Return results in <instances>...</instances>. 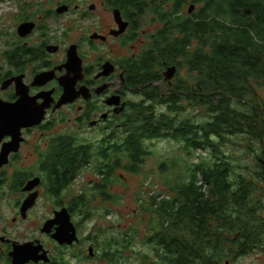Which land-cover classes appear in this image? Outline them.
Wrapping results in <instances>:
<instances>
[{"label":"trees","instance_id":"1","mask_svg":"<svg viewBox=\"0 0 264 264\" xmlns=\"http://www.w3.org/2000/svg\"><path fill=\"white\" fill-rule=\"evenodd\" d=\"M182 1L175 2L176 7ZM195 12L199 19L175 17V57L158 61L175 64L167 67L177 72L172 92L155 97L147 106L130 107L118 122L107 125L110 136L99 148L55 140L74 163L58 167L49 162L47 178L56 172V182L64 188L49 195L58 205L67 203L74 226L95 219L109 226L95 228L90 234L94 238L81 239L82 248L60 247L52 238L56 245L52 264H66L68 257L74 264H132L135 258L139 264H222L263 241V205L253 193L262 196L258 183L264 180V103L256 91L264 82V0H210ZM193 42L197 47L191 52ZM190 82L201 92L188 94ZM178 88L205 111L203 122H186L183 115L175 118ZM158 107L166 112H157ZM234 135L248 138L246 148L251 152L255 146L262 148V156L255 155L256 173L220 151ZM164 138L183 141L185 154L195 153L196 162L184 167L180 156L175 157L185 174L173 178L164 172L171 167L164 160L159 170L166 190L137 196L140 219H133L131 228H115L107 216L112 206L122 204L123 196L114 188L125 184L126 174L138 175L144 159L151 156L150 142ZM61 156L59 149L52 150L51 157L61 160ZM83 168L95 179L70 190L74 173ZM115 219L121 217L115 214Z\"/></svg>","mask_w":264,"mask_h":264},{"label":"flooded vegetation","instance_id":"2","mask_svg":"<svg viewBox=\"0 0 264 264\" xmlns=\"http://www.w3.org/2000/svg\"><path fill=\"white\" fill-rule=\"evenodd\" d=\"M179 1L181 0H0V8L4 7L2 10L9 21L7 25L0 18V99L6 104L21 101L24 105H29L41 98V106L47 107L40 124L20 130L21 145L3 148L11 152L5 157L4 164L0 165V199L16 197L14 219L27 222L36 211L42 210L46 212L41 222L42 227L46 222L51 227L49 232H42V227H38L37 231L27 230L26 240L22 243L34 245L38 251L25 264H52L55 261L52 246L45 243L43 238L51 243L55 242L52 235L60 227L56 220L60 219L57 214L62 210L66 211L71 224L67 234L74 238L71 243H63L60 247L68 245L71 249L82 248L80 230L72 222L74 218L68 211L67 203L58 205L57 199L49 195L52 190L64 188L56 182V172L47 178L46 167L49 162L58 167L61 164L68 167L74 163L71 156L56 145L55 140H71L81 145L93 146L88 140L71 138L66 134L53 136L51 133L54 124L64 125L70 120L63 117L54 123L51 121L52 112L68 108L75 112L84 108L81 113L76 114L75 125L83 126L88 131L99 127L106 130L108 124L113 125L126 115L130 107L139 104L147 106L155 97L163 98L165 92H172L175 69L167 67L175 64H158V61L161 57H175V37H178L175 17L199 19L195 11L201 12L210 0H184L181 6L176 7L175 2ZM189 7L192 8L190 12ZM186 9L187 12H184ZM196 47L193 42L191 48L194 50ZM40 57L46 59L42 58L45 61L38 64ZM54 57L65 59L59 62L52 60ZM67 57H76L71 73L64 67ZM87 57H95V61L85 63ZM107 57H111L110 60ZM2 61L4 64H1ZM29 70L34 77L39 71L49 72L52 79L37 86L33 85L34 81L22 83L24 72ZM51 70H55L54 73ZM168 71L169 74L166 75ZM66 73L72 76L71 79L74 78L73 87L77 94H73V100L64 107L58 102L67 89L60 83ZM99 76L107 86L116 88L115 95L104 103L109 107L117 106L121 99L116 108L104 114L98 105L100 98L96 97L101 91L96 89ZM120 84L122 87H117ZM48 87L51 88L46 90ZM87 90L91 92V96H87ZM53 92H57V97L53 96L51 99L48 95ZM35 130L42 134L39 137L42 146L41 142L36 146L29 143L28 138ZM1 140L2 144H8L13 138L5 135ZM22 146L33 149L36 153L34 162L23 164L25 156ZM3 149L0 148V153ZM56 149L62 154L59 157L61 160L51 157L52 150ZM83 173L84 168L76 170L72 183L68 186L70 190L78 184L82 188L83 183L79 182ZM5 186H8L12 195L5 190ZM64 196L67 199L70 197L69 194ZM25 202L28 206L23 208ZM2 219H7V215L0 213V222ZM3 232L5 231L0 226V264H12L11 254L14 252L15 241L8 239ZM5 233L11 234V238L21 237L20 232ZM43 255L45 259H41Z\"/></svg>","mask_w":264,"mask_h":264},{"label":"rangeland","instance_id":"3","mask_svg":"<svg viewBox=\"0 0 264 264\" xmlns=\"http://www.w3.org/2000/svg\"><path fill=\"white\" fill-rule=\"evenodd\" d=\"M2 9H4L3 6H1L0 8V18L2 19V21L7 22V25H9V21L6 19L5 12ZM190 50L191 52H193V48H190ZM42 58H45V57H40V60H38L39 61L38 64H40L41 61H45V60H42ZM110 58L111 57H107V60H110ZM64 59L65 57H54L52 60H57L59 62H62L64 61ZM93 61H95V57H87V59H85V63L93 62ZM1 64H4V62L2 61ZM54 71L55 70H51V72L53 73ZM40 72L41 71H39L36 77L32 75L30 70L27 72H24L21 82L30 83L31 81H34L39 75L42 74ZM74 72H77V70H75ZM175 72L176 70H174L173 76ZM71 77L67 73L63 76V79L65 80V84H66L65 87H67V89L63 92V95L61 96L59 102L62 101L61 105H65L64 107L68 106L67 105L69 103L68 100L73 98V94H77L74 90V87H73L74 81L71 80ZM97 80L98 82L96 83L97 84L96 89L101 90V91L96 94V97L100 98L99 99L100 102L98 103V105L101 106L102 108L101 111H103L102 113L104 114L116 108L120 104L121 99L119 100L117 106H112V105H110L112 107L107 106L104 102L109 100L112 95H115L114 91L116 88L114 87L111 88L110 86H107L105 81L101 79L100 76L97 77ZM180 86L183 87L182 85ZM117 87H122V86L120 84V85H117ZM50 88L51 87H48L46 90ZM178 90H179L181 97L180 98L178 97L177 99L179 101L178 102L179 107H178V112H177V109L175 110V118L177 119V115H183L182 119H184L186 122H189V121H193L194 123H200L201 121L203 122V120L206 118L205 111L201 107H199L197 103L195 102L191 103L190 100L186 98V96H184L183 90H181L180 88H178ZM197 91L201 92V89H199L198 86L194 88L190 82L188 94L196 93ZM256 91L258 93L259 98L264 103V82L256 87ZM48 96L49 98L53 99V96L57 97V92H53ZM87 96H91V92L89 90H87ZM40 100L41 98H38L34 104L30 102L29 105H25L26 108L24 109V111H20V114L22 115V117H26L31 114H34L35 110L36 112H40V110L43 109V112L46 113L47 107L44 108L43 106H41L43 102H39ZM0 102H1L0 107H2L4 111L12 110L9 107V105L3 102L1 99H0ZM80 107H83V105H81ZM80 109L81 110H77L75 112H73L71 108L55 110V112H52L51 121H53L54 123L59 122V120L63 117L68 118L70 121L64 125L61 123L54 124V130L52 131L51 134L53 136L60 135V134H66L71 138H75V139L81 138V139H84L85 141L88 140L91 143V145L95 148H99L103 146L104 141L108 140L109 135H110L109 133H107V130H104L102 129V127H99V128L91 129L88 131V129L86 128L84 129L83 126L80 127V126L75 125L74 118L76 117V114L81 113L82 109L84 108H80ZM160 111H162L163 113L166 112L164 107H158L157 112L162 113ZM0 114L3 115L2 118H5L6 116L5 113H0ZM170 117H173V113L170 114ZM4 125L5 126L8 125L7 121H5ZM50 125H52L51 122H50ZM36 132L37 130H35L33 134L28 138L31 146H36L38 145L39 142H41L39 137H41L42 134L36 133ZM69 132H72V133H69ZM2 137L0 136V148L2 149L4 147H12L13 145L16 146L20 144L21 142V140H19L18 143H13V141H11L8 144H2V140H1ZM232 138H233V142L230 144H228L227 142L224 143V146L220 148V151L223 153H227L226 154L227 156L232 155L238 163L247 164L249 166L250 173H253V174L256 173L257 168H255V164H256L255 155L256 154L261 155L262 148L255 146V152H251L246 148L247 145L245 141L248 142L249 140L248 138L242 135H234ZM183 145H184L183 141L173 142L166 138L150 142L149 147H150L151 156L144 159L143 164L140 166L141 168H139L141 172L139 171L138 175H127L126 174L125 176L127 178V181L125 182V184L114 188V192L123 196L122 204L119 206L117 205L112 206L111 207L112 214L111 216L110 215L107 216L108 217L107 219L111 217L114 220L115 228H119V227L126 228L127 226L131 228L132 226L131 224L134 223L133 219H140L138 216L139 204L136 201L137 196L146 197V194L149 192L155 193L158 190H166V184H165L166 180L159 170L160 165L161 163H163L164 160L168 161V163L171 164V167L166 169V171H164L165 173H167V175L170 173L171 177L173 178L184 177L185 170L184 168H181V167L180 169H178L179 167H177L175 164V157L180 156V162H182V165L185 164L184 167H186V165L191 166L192 163L196 162V159L194 156L195 153L190 152V155L185 154L186 150L183 148ZM41 146H42V142H41ZM21 149H22L23 155L25 156V162H23V164L28 165L36 160V156H35L36 153L33 151L32 148L27 147V146H22ZM41 150L45 151V149L43 148H41ZM7 151H8L7 149L2 150V152H7ZM175 151L178 154H175ZM2 152L0 153V155H2ZM236 157H238V159H236ZM176 163L178 164V161H176ZM80 179H81L80 180L81 182L79 183H83V187H85L87 183L95 179V175L91 170H85V172L81 174ZM167 181H170V180L168 179ZM258 185H259V189L260 187H263L261 191L263 194L261 196V194L258 191H255L253 193V197L259 198L260 204L263 205V210L261 211V215L264 217V180L262 179V181H259ZM4 188L5 190L8 191L9 195H12L8 186H5ZM15 198L16 197H13L9 200L0 199V213L3 216L7 215V219L1 220L0 226L5 232H8V233L20 232L21 237L15 236V238H11L10 237L11 234H7L5 232L3 233L8 237V239L15 241L14 243L16 245H20V246L27 248L26 246L29 243H26V242L25 244L22 243L23 241L26 240L25 236H26L27 230L37 231L38 227H42L43 223L41 222L46 212H43L42 210H38L34 213L33 218L29 219L27 222L18 221L17 219H14L16 215ZM95 205H98V202H95ZM115 214L120 216L121 219L119 220L115 219ZM124 217L126 219H123ZM96 221H97L96 219L90 222L87 221L86 224H82V226L79 228L80 237L83 241L84 239L86 240L88 237H91V236L93 238L95 237V234L90 235L94 231L95 228H100V227L103 228V227L109 226V224L104 222L103 219L98 222ZM137 221L140 222L139 220ZM138 222H135V225L138 224ZM143 226L144 225H141L140 228H143ZM63 231L64 232L69 231L68 224L63 226ZM261 237L263 241L257 244V246H255L251 250H248L246 253L239 255L236 259H229V262H225V263L223 262L222 264H264V236H261ZM43 239L45 243H47L48 245L52 247L56 246L55 244L51 243V241L47 240L46 238H43ZM28 249H29L28 251L32 250L31 248H28ZM25 256H21V257H25ZM65 260H66V264H74V260L71 258H66ZM88 264H107V263L89 262ZM132 264H139V262L135 258L132 260Z\"/></svg>","mask_w":264,"mask_h":264},{"label":"water","instance_id":"4","mask_svg":"<svg viewBox=\"0 0 264 264\" xmlns=\"http://www.w3.org/2000/svg\"><path fill=\"white\" fill-rule=\"evenodd\" d=\"M192 8H189L188 11L190 12ZM74 61H76V57H67V62L64 65V67L67 69L68 73H71L73 71V65L75 64ZM81 63V60L79 61V65ZM166 75L169 74V72L165 73ZM52 77H50L49 72H44L41 75H39L35 80L33 85H42L46 83L47 81L51 80ZM74 81V78L71 79ZM61 85L64 87L65 80H60ZM17 92H18V86H17ZM73 99H69L68 102H71ZM62 101H60L58 104L61 105ZM1 104V102H0ZM9 107L12 109L10 111H4L2 107H0V113H5V118H2V114H0V136L10 135L13 138V143L19 142V136H20V130L23 128H31L33 126H37L40 124V122L43 119V109L40 110V112H36L34 114H31L26 117H22L20 114V111H24L26 106L22 104L21 101H18L14 104H8ZM17 111V112H16ZM16 112V113H15ZM24 114V112H23ZM2 118V119H1ZM7 121L8 125L5 126L4 123ZM8 131V132H7ZM17 146V145H16ZM16 150V148L14 149ZM11 152L8 150L7 152H2V155H0V165L4 164L5 157L7 154ZM28 206V203L23 204V208H26ZM65 213V214H64ZM60 219L56 220L58 224H60V227L55 231V233L52 235V238L56 239L60 244L63 243H71V240H73L74 236H68L67 231H63V226L67 225L71 227L69 217L67 216V213L65 210H62L57 214ZM49 223L46 222L43 226L42 232H49L50 231ZM27 248L20 246V245H13L14 252L11 254L12 257V264H25L28 261L32 260L31 256L38 251L37 247H33L31 244H28L26 246ZM31 248L32 250L28 251ZM26 255V256H25ZM25 256V257H21Z\"/></svg>","mask_w":264,"mask_h":264},{"label":"clouds","instance_id":"5","mask_svg":"<svg viewBox=\"0 0 264 264\" xmlns=\"http://www.w3.org/2000/svg\"><path fill=\"white\" fill-rule=\"evenodd\" d=\"M15 243H13V245H14ZM41 259H45V256L43 255V256H41Z\"/></svg>","mask_w":264,"mask_h":264}]
</instances>
